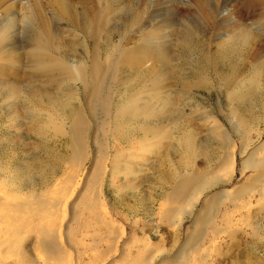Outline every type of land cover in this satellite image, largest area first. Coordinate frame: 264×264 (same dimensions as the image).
Segmentation results:
<instances>
[{
    "label": "rangeland",
    "instance_id": "obj_1",
    "mask_svg": "<svg viewBox=\"0 0 264 264\" xmlns=\"http://www.w3.org/2000/svg\"><path fill=\"white\" fill-rule=\"evenodd\" d=\"M46 1V5L43 4L48 11L42 13L44 19L37 18L36 24L41 25L38 26L41 32L45 29L43 25L48 23L46 30L50 28L54 35L51 37L54 55L64 56L72 64H77L76 59L90 63L95 53L102 61L106 55L113 56L121 68L104 82L107 95L112 99L111 118L116 120L119 108L128 110V113L132 108L138 114H130L126 120L135 121V127L127 126L124 131L131 145L127 140L118 143L119 139L113 133L114 121L105 127L100 111L91 112L88 97H84L79 86L61 82L55 75L33 72L26 59L18 66V61H12L15 65L0 61V172L8 182L7 191L13 189L11 181L25 189L21 195L8 201L28 198L31 201L45 200L51 203L48 205H53L56 199L68 195L63 197L62 219L55 222L57 226L62 225L61 264H145L141 261L152 256L155 259L146 264H264V196L261 198L256 192L252 198L248 194L244 199L236 198L244 189L259 185L264 189V183L256 182L255 173L250 169L241 171L247 160L241 149L249 142H253L250 151L264 144V73L263 87L253 94L249 90L252 69L233 71L240 62L238 56L242 55L224 42L237 33L233 23L228 26L222 21L226 13L222 10L214 22L199 13L196 0H182L183 3H179L181 0H128L129 3L125 1L122 6L117 5L118 8L116 5L108 8L110 13L106 10L107 14L103 15L109 20L93 35L89 31L97 21L93 23V14L86 12L89 14H85L86 17H92H87L92 22L86 23L83 19L85 10L79 0L66 5L63 15V9L57 11L53 8L57 5L53 4L55 0ZM81 1L90 8L91 3ZM244 1H248L246 7L241 6ZM216 2L220 5L231 2L229 8L234 16L230 23L240 12L247 23L263 19L261 7L254 6L257 0H207V6ZM4 8V5L0 6V18ZM14 10L19 13L21 8ZM173 12L179 13L177 21L181 22H173L176 21ZM71 13L74 23L78 21L83 25L78 24L80 29L64 18ZM169 21L173 22L171 30H158L157 24ZM185 25L192 29V33L188 34V29L182 27ZM26 29L22 28L21 34H17L22 41L18 40V51L12 50L14 53L25 54L24 51L31 47L35 35L25 33L23 30ZM153 31L162 36L157 42L166 41V54L172 58V62L162 66L161 70H157L161 67L157 66V58L144 49L147 38L157 37ZM260 33V43L264 45V28ZM119 45L123 47V50L119 49L120 54L115 49ZM124 48L127 49L124 51ZM126 53L130 54L128 58ZM15 79L18 80L16 84ZM228 80L232 85L226 82ZM12 87L15 90L18 87V97L10 95ZM101 96L107 97L106 94ZM78 111L89 128L93 146L88 151L90 161L80 170L72 167L69 161V128ZM49 117L54 118L55 126L50 124ZM187 141L193 145L194 154L187 151ZM230 141L233 142L231 147ZM102 143H106L110 150L103 186L108 215L102 211L104 218L96 220L89 210L101 202L96 191L98 186L94 183L101 173L98 160L107 155L99 154L97 145ZM141 146L148 152L140 155L138 160L130 158L133 154L139 155ZM129 149L134 151L132 155L128 153ZM230 154L236 158L233 175L229 172L232 176L222 165ZM114 160H132L141 171H135L132 176L121 173L113 179L110 170ZM192 163L195 172L215 179L195 209H189L192 216L188 214L189 210L185 212L188 216L184 213L185 221L178 226L183 202H173L170 193L179 176L192 170ZM72 177L77 178V184L74 182L70 186ZM4 192L5 188L1 187L0 193ZM210 204H217L219 208L215 209L218 212H211L215 214H211L214 223L202 230L203 217L209 215ZM96 213L100 215L99 209L95 210ZM19 222L15 227L2 222L5 233H0V264H16L20 246L24 259L30 257L33 261H40L35 248L38 236L34 230L24 234L19 244L13 245ZM50 223L53 222L45 221L46 226ZM32 227L33 223L29 230ZM26 231L23 230L28 233ZM200 231H204L200 242L190 250L187 242L194 241ZM5 240L9 243L2 244ZM181 250L185 253L183 257Z\"/></svg>",
    "mask_w": 264,
    "mask_h": 264
},
{
    "label": "bare ground",
    "instance_id": "obj_2",
    "mask_svg": "<svg viewBox=\"0 0 264 264\" xmlns=\"http://www.w3.org/2000/svg\"><path fill=\"white\" fill-rule=\"evenodd\" d=\"M47 1H50V0H47ZM55 1L56 2H53V4L54 5L57 4V5L53 6V8L55 7L54 9H56L57 11L58 10L62 11V9H63L64 11L62 12V15L64 12H66V9H67V8L65 9L64 7L68 4H70L71 1L73 2V0H55ZM125 1H127V3H129L128 0H95L93 2L86 0L87 3H91L90 8H92V9H90V8L86 7L87 4L86 5L82 4L83 1L79 0V3L81 5L82 10H85L83 19H85L86 23L87 22L91 23L92 21H94L93 23H95L97 21V24L95 25V27L93 26L90 28V31H89L90 34L94 35L95 32L96 33L99 32V29L100 28L102 29V27H103L101 25L106 23V20H109L108 18L105 20V16L103 15L108 10L110 11V9H108V8H110L111 6L113 8L114 5H116V7H117V5H118V7H120V5L122 6V4H124ZM178 1L179 0H177V2ZM196 1H197L196 5H197V9H198L199 13H201L202 15L205 14V16L208 17V19L213 20L215 22L218 14L220 12L222 13V10H223L226 13V15L222 17V18H224V19H222V21L225 22V25L227 24L229 26L233 23L232 25H233L234 29L237 31V33L235 32L233 36H230L229 38L227 37L228 40H226V41L224 40L225 43H228V45L231 46L233 51H236V52H238L239 55L240 54L242 55V56H238L240 58V62L238 64V66H236V69H233V71L239 72L240 70H244V69H248V68H250V70L252 69L253 75H252V78L250 81V84H252V85H251L250 89L249 88L248 89L253 94H256V92L260 88L263 87L262 75L264 73V45H261V43H260V40L262 38L260 31H261V29L264 28V0H257V2H255V4H254V6H256L258 8L261 7L260 8L262 10L261 16H263V19H259L257 21L255 20L252 23L245 22L244 15H243V13L241 14V12L239 13V16L236 18H233V22L230 23L229 20L231 19L232 16H234L233 10L229 8L231 2H227L223 5H220V4H218L219 2H216L213 5H210L209 6L210 8H209L207 6V0H196ZM221 1L222 0H220V2ZM95 2H96V5L94 7L93 4ZM118 2H120V3H118ZM149 2H151V1H149ZM180 2L183 3L182 0L179 1V3ZM43 3H44V0H0V6L1 5L5 6L3 17L0 18V61L5 60L8 63L11 62L12 65H15L12 63V61H18L17 62V66H18V65H20L19 64L20 61H23V59H26V61L28 63H30V66L33 68V69H31L33 72H35V73L41 72L42 74L44 73V74H47L49 76L55 75V76H57L58 80L61 82H71L74 86L75 85L79 86V90L83 89L84 97H88L87 102L88 103L90 102L91 112H93L96 109H98L100 111L102 119H103V125L106 127L107 125H110L114 121L115 125L114 126L112 125L114 127L113 133L115 134L116 137H118V139H119L118 143H120L121 141L127 140L126 142L129 143V145H131V140L126 138L127 136L124 133V131H125L127 126L135 127L134 126L135 121H126V120L130 114L137 115L138 113L136 111H134L132 108H131L130 113H128V110H126V109H120L119 108L117 115H116V120H113L111 118L112 99H111V96L107 95V92L104 88L105 87L104 82L107 79V77L109 75L114 74V72H116V70L118 72V69L120 71L121 67L120 68L118 67L113 56L111 57L110 55L109 56L106 55V57L103 59L104 61H102L100 59L99 55L97 53H95L93 55V57L90 58V59H93V60H91L90 63L87 60L81 61V59L80 60L76 59L77 64H72L64 56H58L56 54L54 55V52L52 51L53 50V46H52L53 41L51 39V37L53 38L54 35L52 34V31L49 30L50 28L46 30V28L49 27V26H47L48 25L47 21L45 22V23H47L46 26L43 25L44 21L42 22L43 23L42 25L45 29L43 28L44 30H42L41 32L39 31V27H38L41 25L36 24L37 18L39 19V17L40 18L42 17L41 19H44L42 13L43 12L45 13L47 8L44 6L45 3L44 4ZM77 3H78V1H77ZM48 4H49V2H48ZM247 4H248V1H244L241 3V6L245 5V7H246ZM19 6L21 8V11L19 10L18 11L19 13H17V12H15L14 9L16 7L18 8ZM70 7H73V6L70 5ZM98 7L100 8V10L98 9ZM125 7H127V6H125ZM117 8L115 10H118ZM239 9H238V11H240ZM2 10L3 9H1V11ZM70 10H71V8H70ZM109 11L107 12L108 14L110 13ZM238 11H236V13ZM241 11H243V10H241ZM67 12L69 13L70 11H67ZM86 12H88L91 15L93 14L92 21L88 19L90 17H88V16H87L88 18L86 17V15H89ZM74 13H75V11H74ZM16 14H18V16H15ZM172 14L176 15V21H173V22H176V23L181 22V21H177V18L179 16L178 12L177 13L173 12ZM59 15H61V14H59ZM75 15H77V13H75ZM237 15H238V13H237ZM54 17H57V16H54ZM64 18H67V22L72 23V26L74 24L76 26V24H77V26L79 27L78 29H80L83 26V25H80L81 22L78 23V21H77L76 23H74V17H73L72 13L69 15L67 14ZM152 19H153V17H152ZM261 20H262V22L259 24V21H261ZM41 21H40V23L39 22L38 23L41 24ZM150 21H151V19H150ZM171 21H169L168 23L165 22L164 24H157L159 26L158 30L159 31L161 30V32L162 31L166 32L167 29L169 30L173 25V24H171V23H173ZM84 23L85 22H83V24ZM91 25H94V24H91ZM167 25H170V26H167ZM174 25H175V23H174ZM87 26H90V25H87ZM182 27L188 29V31H187L188 34L192 33V29H190L188 26L185 25ZM22 28L23 29L27 28L26 30H23V31H25V33H26V31H28V32H30L31 35L34 34L35 39H32L31 47L24 51L26 53L21 55L18 53H14L15 51L13 52L12 50L18 51V47H17L18 43L17 42H19L18 40H20V38H17V34L21 31ZM82 30H84V28ZM82 30H80V31H82ZM21 32L19 34H21ZM154 33L157 34V37L154 36L153 38H147L144 49H148L149 53L152 54V56H154L155 58H157V66H161V67H157V70H161L162 66L166 67L170 62H172V60H171L172 58H169L166 54L167 50L164 48L167 45L166 41L157 42V40H160L158 38L162 37V36H159L160 34L158 35L157 31ZM170 34H173V33L170 32ZM18 37H19V35H18ZM23 37L25 39L26 36L24 35ZM85 37H86V35H85ZM122 40H123V38H122ZM20 41H22V40H20ZM120 45H119V47L117 46L116 48L115 47L114 48L116 50H119V49L123 50V47ZM256 47H258V48H256ZM23 48H25V47H23ZM115 49H114V51H115ZM125 49H127V48H124V51H125ZM124 51H122V53H124ZM128 51L129 50H126L127 53H128ZM132 53H133V51H132ZM108 54H110V53H108ZM119 54H120V50H119ZM124 55H123V57H125ZM129 55L127 56V58L129 57ZM132 56H134V55H132ZM132 56H130V58ZM120 58L123 59L122 57H120ZM124 59H126V58H124ZM119 60H118V62H119ZM248 60L249 61L251 60V61L248 62ZM17 81L18 80L15 79V84ZM226 82L231 84V82L229 80ZM229 84L227 86H229ZM80 85H81V87H80ZM157 88L159 89L158 86H157ZM17 89H18V87H17ZM16 90L14 89V87H12V89L10 91V95L14 96V97H18L19 92ZM103 94H106L107 97L106 98L102 97L101 95H103ZM135 99L139 100V98H137V97ZM48 121L50 122V124H54V123L56 124V122H54V118H52V117H49ZM55 124H54V126H55ZM238 125L239 124H237V126ZM69 131L71 134V138H70L71 155L69 157V161L71 162L72 167H77L80 170V168L83 165H85L88 161H90L89 159L91 157V153H88V151L93 149V146L91 145V142H90L89 128H88V126L85 122V119H84V117L80 111L76 112L74 118L72 119ZM123 133H124V136H123ZM260 134H262V132H259V135ZM227 139L230 140L229 138H227ZM106 145H107L106 143H102V144L97 145V149L99 150V154L101 156H103L104 154H107V155L104 157V159L98 160L97 167L101 169V173L99 175V179L94 183V186H95V184L98 186V188H97L98 190H96V189L95 190L98 192L97 193L98 199L101 200V202H100V205L96 203V205L95 206L93 205L91 207V210H89V211H91L92 214H94L96 220H99V217L102 218L103 213H106L108 215L107 206L103 200V194H104L103 193V191H104L103 186H104V181H105V175L108 172V164L110 163V150ZM252 145H253V142H249V143H247L246 146H244L241 149V154L242 155L245 154L247 156V160L243 163L241 171L244 172L246 169H250L253 173H255L256 182H258L259 184H263L264 183V144L263 145L261 144L262 146L260 145V147L255 148L254 150L252 149L253 151H250L249 147H251ZM143 146H145V145H143ZM143 146H141V150H139L140 151L139 155H136V156L133 154L134 151L129 149L128 153H130L131 155L133 154V156H129V157L135 158V160H138L140 155L145 154V152L147 153L148 149L146 151V148L149 147L148 144L146 145L145 149ZM231 146H233V142H231L230 147ZM185 147H186L188 152L194 154L193 145H191L189 143V141L186 142ZM232 152H233V150H232ZM235 159H236L235 155L230 154V155H228L227 158L224 159V161L222 163V165L225 166L226 171L228 170V173L230 172L232 175L234 173L235 165H236ZM112 164L113 165L111 166L110 171H111V175L113 176V179H115V177H117L121 173L124 175L132 176L133 174H135V171H137V172L141 171V169L139 168L140 166L139 167L135 166V164L132 162V160L128 161V162L127 161L125 162L123 160L116 162L114 160ZM192 164H193L191 166L192 170H190L184 174H181L179 176V178L175 182V185H173V188L171 191L172 193H170L172 195L171 200L172 201L174 200L173 202H176V201L179 202L180 201L179 204H181V202H183L182 203L183 206L182 207L180 206V209H179L180 216H179V214H176L177 216H179L178 217L179 218L178 226H181V224L185 221L184 215H187L186 214L187 211L189 209H195L194 207H196L195 206L196 203L200 200L201 196H203L204 192H206L208 187L211 185V183L215 179V178L206 177L205 175L203 176L201 173H198L197 171L195 172L194 163H192ZM76 177H72L71 184L69 183L70 186L74 185V182L76 183V181H77ZM221 181H222V179H221ZM217 183H219V182H217ZM7 185H8V182L2 177V173L0 172V188L1 187L5 188V192L0 193V233L1 234L5 233V226H2V222L3 223L5 222L6 223L5 225H9V227H15L16 222L20 221L19 222L20 224L18 223V225H17L16 233L14 234V235H17V239L15 242H13V245H14V243L19 244L21 242V240L24 239V234H29V231L34 230L36 235L38 236V240L36 241L35 248L39 254V260L40 261L37 262L36 261L37 259H35V261H33V259L31 260L30 257H27L24 259V257H23L24 255L22 254L23 253L22 252V246H20L18 249L19 253H20L19 259L17 260L16 264H36V263L61 264L60 262H61V260H63V258L60 256L61 251H63L62 245H61L62 244L61 243V241H62V235H61L62 225L60 224V226H57L55 222H57L58 219H62L63 211L65 209L64 208L65 199H63V197L64 198H65V196L68 197V195L66 194L63 197L56 199L55 203L53 205H48L51 203L48 201H45V200L31 201L28 198L27 199L25 198L24 200H21V199L18 200L17 199V201H15V202H10V201H8V199L13 198V197H18V195H21L23 193V191H25V189L20 185H17V184L14 185V183L11 181V185L13 186L12 187L13 189L7 191V187H8ZM69 187H68L67 191H69ZM260 187H262V188H260ZM73 189H72L71 193L74 191ZM252 191H253V193L250 194ZM256 192H258L260 197L262 198L264 196L263 186L259 185L256 188L252 187L250 189L241 190V192H239L237 194L236 198L244 199V197L247 194L249 195L250 198H252V197H255ZM12 200H14V199H12ZM204 203H206V202H204ZM215 203L216 202H214V204ZM220 203H219V206H220ZM214 204H210L212 207L209 210L210 213L208 212L209 215L206 218L203 217L204 229H202V230H205L207 225L210 226V223L212 224V222H213L212 221V215H215V214H212L211 212L216 211L215 207L219 208L218 206H216L217 204L216 205H214ZM97 209H99L100 215H99V213L95 214V210H97ZM4 211L5 212L8 211L7 214ZM102 211H103V213H101ZM190 211L191 210H189V213H188L189 215L192 214V211H191V214H190ZM217 212L218 211H216V213ZM226 216H227V214H226ZM2 218L5 220H3ZM45 221H50L53 223H50V225L46 226ZM32 223H33V227L31 230H29V227L31 226ZM174 225H176V224L174 223ZM23 230L24 231L27 230L28 233H24ZM203 233H204V231H202L201 233H198L197 236H195L196 239L194 241L191 240V242L190 241L187 242V245H188V247H190V250H191L192 246L196 247V245L198 244V241L202 237ZM7 241L8 240H5L2 244L9 243ZM181 253L183 254L182 257L185 256V253H183V251ZM179 256H181V255L179 254ZM153 259H155L154 256L149 257V258L147 257V259L142 260L141 262H144L146 264V262L149 261L152 263Z\"/></svg>",
    "mask_w": 264,
    "mask_h": 264
}]
</instances>
